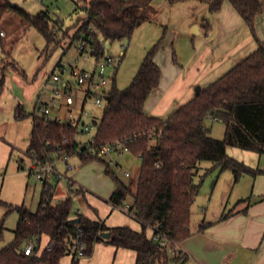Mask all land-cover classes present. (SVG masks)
Masks as SVG:
<instances>
[{
    "label": "trees",
    "instance_id": "16d2710c",
    "mask_svg": "<svg viewBox=\"0 0 264 264\" xmlns=\"http://www.w3.org/2000/svg\"><path fill=\"white\" fill-rule=\"evenodd\" d=\"M174 4L187 0H167ZM206 2L212 13H218L226 0H198ZM243 17L250 30L255 33L256 17L263 13L261 0H227ZM85 16L76 39L92 42L86 51L93 49L97 61L104 56V47L99 39L116 41L131 38L143 23L152 20L158 10L153 0H89L84 3ZM77 8L76 10H78ZM17 12L31 25L37 27L49 42L55 40L56 29L62 28L59 21L53 22L48 11L33 15L10 0H0V39L3 48L11 46L14 40L4 42L8 37L2 26L4 15ZM5 33V37L1 35ZM163 47L162 41L155 44L146 54L131 84L124 89L116 82L102 93L104 111L100 120H94L95 145L104 146L121 140L130 152L141 159L138 180L126 184L116 178L117 187L110 201L122 205L131 195V213L141 223L140 231L129 226L108 227L102 220H92L76 211L73 195L81 189H70L69 196L53 204L54 188L44 191L38 207L32 210L24 205L14 209L19 221L14 239L0 250V264H62V258L74 248L78 234L77 226L83 228L85 256H91L97 242L105 241L118 248L134 250L136 264H181L184 258L172 255L166 246L153 236L165 235L172 242L180 243L190 237L192 205L199 194L195 177L202 161H211L222 170H231L235 181L244 174L257 175L264 171L254 169L227 154L228 146L264 155V42L224 75L203 87L193 99L181 105L167 119L150 116L145 111L150 94L159 87L162 70L155 61L156 54ZM174 60L176 55L174 53ZM2 88V82L0 89ZM90 93L85 98L91 97ZM18 118L31 116L33 128L27 155L41 161L52 160L64 154L75 155L80 146L77 137L79 125L46 120L35 113L28 114L18 108ZM225 123L223 139L211 136L206 118ZM68 144H64V138ZM104 158L91 157L86 159ZM109 170L110 164L106 162ZM135 186V191L132 186ZM79 222H74V219ZM153 235L149 236L148 231ZM109 232L104 239L102 233ZM35 242L32 255L24 253L29 242ZM54 242L51 250L47 245ZM72 264H80V257L74 248Z\"/></svg>",
    "mask_w": 264,
    "mask_h": 264
},
{
    "label": "rangeland",
    "instance_id": "374dc122",
    "mask_svg": "<svg viewBox=\"0 0 264 264\" xmlns=\"http://www.w3.org/2000/svg\"><path fill=\"white\" fill-rule=\"evenodd\" d=\"M10 1L33 15L43 10L48 11L52 21H59L63 26L61 28L58 23V26L55 27V40L49 42L37 27L26 22L17 12L10 11L2 19V26L8 34V37L4 36L5 38L2 40L4 42L14 40V44L6 45L4 49L0 39V84L2 82L0 89V141L3 143L0 146V250L14 239V231L19 221V214L14 207L24 205L35 210L44 191L43 183L30 173L33 161L27 155L33 128L32 117L18 118L17 112L12 110L13 104L15 108L21 105L29 113H35L42 117L43 111L39 105L48 102L52 97L53 75L57 74L73 83L72 94L75 102L70 107L61 102V107L51 110L50 116H61L63 121H68L70 114L75 118L83 116L82 121L94 126L89 133H80L81 139L87 141L96 132L94 120H100L104 111V104L98 106L95 103L96 95L101 94L102 90L91 89L95 94L85 98L86 87H79L72 74L74 69L92 72L97 64V58L90 49L84 53L80 51L79 45L82 38L76 39L82 24L81 18L85 16L83 6L89 0ZM153 3L158 10L157 14L152 20L138 27L131 38L110 41L99 35L104 47V56H112L117 59V62L108 68L107 88H110L114 81L118 88H127L136 76L147 52L160 41L163 43V47L159 51L163 71L165 76H170L173 66L183 68L188 65L194 47L206 39L205 32L202 35L193 34L194 27L198 24L190 26V23L193 18H196V14L201 12L198 15V22L202 27L203 24L209 28L213 27L212 17L208 16L210 13L205 2L187 0L171 4L167 0H153ZM204 7L207 11H202ZM77 8L79 9L76 10ZM216 30L217 27L214 26V36ZM123 46L125 55L120 59L118 56ZM198 86L202 87V85H196V88ZM83 111L87 112L86 116L83 115ZM206 124L210 128L211 136L217 139L224 138L226 126L223 121L208 117ZM82 129L81 125L80 130ZM5 152H8L7 156ZM123 154L120 166L114 162L111 163L110 157L104 158L111 165L109 170L106 162L102 160L94 158L84 161L79 155H73L70 163L76 169L71 171L69 176L75 178L74 176L77 174L82 175L81 180L87 183L82 182L81 186L87 188L93 196L104 199L99 195L98 187L106 185L108 180L115 182L116 178H119L128 183L138 180L141 159L132 152ZM227 154L254 169L264 168V155L234 146H228ZM57 168L65 171V163H58ZM126 172L132 174L130 178L125 176ZM256 177L264 179V176H258V174H244L236 182L235 175L231 170H222L221 166L211 161H202L195 177V181L199 184L197 196V199L201 201L199 209L206 206L205 201L207 202L212 195L214 199L216 197L225 198V200L228 198L233 202V200L251 193ZM99 178L103 181H100ZM50 183L54 188L53 204H57L59 198L62 200L67 198L69 184L65 179L58 184L52 178ZM71 189L74 190L75 187ZM73 200V215L78 209H81L85 214L92 210L87 202L84 201L83 204L78 194L73 195ZM89 202L99 209L103 205L94 198H89ZM131 202L132 196L129 195L122 206L130 205ZM195 223L196 218L194 217Z\"/></svg>",
    "mask_w": 264,
    "mask_h": 264
},
{
    "label": "crops",
    "instance_id": "0c3cea01",
    "mask_svg": "<svg viewBox=\"0 0 264 264\" xmlns=\"http://www.w3.org/2000/svg\"><path fill=\"white\" fill-rule=\"evenodd\" d=\"M261 1L264 5V0ZM207 8L210 13L208 16L212 17L213 27L211 24L210 28L206 24H203V27L199 24L198 15L201 12L191 20L190 26L198 24V35L205 32L206 39L194 47L192 58L187 66L183 68L173 66L171 75L165 76L161 53L156 54L155 61L161 67L162 77L159 87L150 94L146 102L145 111L148 115L167 119L173 111L197 95L196 85H202V88L209 86L254 52L260 42H264V11L256 17L255 33H253L229 1L226 0L223 3L218 13H212L209 5ZM203 10L207 11L205 7ZM214 26L217 27L215 36ZM14 106L13 104L12 110H15V113L18 108H22L26 113L31 114L21 105L18 108ZM1 144L3 143L0 141V146ZM5 155L7 156L8 152H5ZM123 155L120 151L112 153L111 163L114 162L120 166ZM257 169L264 171V168ZM71 171H67L65 167V171H61L63 178L56 181L60 184L65 179L69 184V191L72 187L81 189L79 198L82 199L83 204L87 202L92 209L87 214L78 209L81 214L92 220H102L108 227L129 226L137 231L142 229L141 223L131 212L120 209L123 204L117 205L110 201L117 187L116 181L109 182L107 178L106 185L98 187L99 195L104 198L100 199L81 186L82 182L87 183L81 180L82 175L70 177ZM258 176H264V172ZM123 182L133 184L132 181ZM132 187L135 191V186ZM56 192L58 193V190ZM89 198H94L103 205L100 209L94 207L89 202ZM132 203L133 198L128 205L130 209ZM200 203L201 201L196 198L192 205L190 228L193 234L179 243L180 248L185 252L181 264H264V179L256 177L252 192L233 202L228 198L214 199L212 195L207 202L205 201V207L199 209ZM148 235L152 236L153 231L149 230ZM73 250L74 248L71 247L70 253L62 258V264H72ZM136 260L137 253L134 250L118 248L101 241L96 243L93 255L82 257L80 264H136Z\"/></svg>",
    "mask_w": 264,
    "mask_h": 264
},
{
    "label": "built area",
    "instance_id": "2783aa9c",
    "mask_svg": "<svg viewBox=\"0 0 264 264\" xmlns=\"http://www.w3.org/2000/svg\"><path fill=\"white\" fill-rule=\"evenodd\" d=\"M2 36H5L4 32H1ZM92 37H90L89 40L81 39L79 49L81 52H87L86 48L87 46L92 42ZM90 49V48H89ZM91 53L93 52V49H90ZM125 55V48L123 46V49L120 51L119 58L121 59ZM117 62V59L112 56H103L100 58V60L97 61L96 67L92 72L89 71H78L73 70L72 74L75 78V82L79 87H86V94L90 93L91 95L95 94L91 91V89H100L102 90V93L106 91L108 88V78H107V71L110 66H113ZM53 94L50 100L46 103H40L39 107L43 111V117L46 120H56L60 123H72L74 126L82 125L81 132H87L89 133L90 130L94 126H90L86 124L84 121H82V117L75 118L72 114H70V119L68 121H63V118L61 116L58 117H52L50 116L51 110L55 109L56 107H61V102H64L66 106L70 107L74 104V96L72 94L73 90V83L70 80L64 79L61 75L54 74L53 75ZM101 94H97L95 97V103L98 106H102L104 104V100ZM83 115H87L86 111H83ZM95 135V134H94ZM93 135V136H94ZM93 136L89 138L87 141H83L80 137V134L78 135L77 139L80 141V146L77 149V154L79 156H84L86 159H89L91 157H100V158H108L110 155L114 152L120 151L121 153L124 152H130L129 147L127 146L125 141H115L110 144H106L104 146H97L95 145V140L93 139ZM64 144H68V138H64ZM73 155L70 154H64L62 156L56 157L52 160L47 161H41L37 158H31L33 161V164L30 168V173L34 175L40 182L43 183V186H45L46 191L52 190L50 180L54 178L55 180L62 179L63 173L57 168L58 163H65V167L67 171L73 170L75 167L72 163H70V159ZM112 161L111 159L109 160ZM126 176H130L131 174L129 172L125 173ZM54 192V189L52 190ZM62 199L58 200V203H60ZM122 209L125 211H130L129 206L125 205L122 207ZM79 212V210H78ZM78 234L76 235V238L74 240V248L76 249L78 255L80 257H84V251H85V243L83 242L81 236L83 233V228L78 225ZM155 240H159L161 245L166 246L169 250V252L172 255L179 256L181 258L185 257V252L180 248L179 243L172 242L166 237L163 236H153ZM55 243L50 242L47 245V250H51L54 247ZM36 247L35 242H29L24 247V253L26 255H32L34 253V249ZM172 264H177L176 261H173ZM224 264V263H222Z\"/></svg>",
    "mask_w": 264,
    "mask_h": 264
},
{
    "label": "water",
    "instance_id": "95a60500",
    "mask_svg": "<svg viewBox=\"0 0 264 264\" xmlns=\"http://www.w3.org/2000/svg\"><path fill=\"white\" fill-rule=\"evenodd\" d=\"M14 6H17V5H15V4H13ZM195 29L193 30V34H198L199 33V27H198V25H195V27H194ZM201 90H202V87L201 86H198L197 88H196V93L198 94V93H200L201 92ZM74 222H79V219L77 218V219H74L73 220ZM102 237L104 238V239H108L109 237H110V233L109 232H104V233H102Z\"/></svg>",
    "mask_w": 264,
    "mask_h": 264
}]
</instances>
